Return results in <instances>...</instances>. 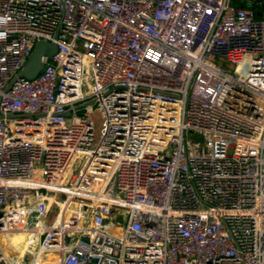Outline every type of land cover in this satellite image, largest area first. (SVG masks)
I'll return each instance as SVG.
<instances>
[{
  "label": "built area",
  "instance_id": "1",
  "mask_svg": "<svg viewBox=\"0 0 264 264\" xmlns=\"http://www.w3.org/2000/svg\"><path fill=\"white\" fill-rule=\"evenodd\" d=\"M235 1L0 0V264H264V1Z\"/></svg>",
  "mask_w": 264,
  "mask_h": 264
},
{
  "label": "water",
  "instance_id": "2",
  "mask_svg": "<svg viewBox=\"0 0 264 264\" xmlns=\"http://www.w3.org/2000/svg\"><path fill=\"white\" fill-rule=\"evenodd\" d=\"M56 51V47L52 43L39 42L34 51L32 52L30 58L28 59L26 65L20 72L19 76L27 79L34 78L41 68V58L46 55H52ZM69 113L66 112L65 115Z\"/></svg>",
  "mask_w": 264,
  "mask_h": 264
},
{
  "label": "rangeland",
  "instance_id": "3",
  "mask_svg": "<svg viewBox=\"0 0 264 264\" xmlns=\"http://www.w3.org/2000/svg\"><path fill=\"white\" fill-rule=\"evenodd\" d=\"M243 1L245 2V4H246L247 7H250V3L252 1H260V2H262L264 0H243ZM234 4H239V1L236 0L234 2ZM216 62L219 63V64H222L224 67L228 66V63H226V61L224 59H222V58H219L218 57L216 59ZM229 67H231V69L233 68L232 65H229ZM245 68L247 69V66H245ZM92 118L94 120L95 128L98 130L99 127H100L99 115L96 112H94L93 115H92ZM58 200H60V198H58ZM118 215L119 216H122V217L123 216L126 217V213L124 211H119ZM55 216H56V209L53 208V210L51 211L50 215L48 216V218L46 219V221L44 223L45 227H47V228L50 227V225L52 224ZM75 238H77V235L76 234L71 233V232H67L65 234L64 241H65L66 244H68V243H71ZM19 243H21V244L19 245ZM17 245L20 246L19 249H21L22 247H24V242L21 241V238L20 237L17 240Z\"/></svg>",
  "mask_w": 264,
  "mask_h": 264
},
{
  "label": "bare ground",
  "instance_id": "4",
  "mask_svg": "<svg viewBox=\"0 0 264 264\" xmlns=\"http://www.w3.org/2000/svg\"><path fill=\"white\" fill-rule=\"evenodd\" d=\"M18 238H19V237H16V238H14V239L12 240V242H13L14 244H16V245H17V240H18ZM23 251H24V247H22L21 249H19V254H22Z\"/></svg>",
  "mask_w": 264,
  "mask_h": 264
}]
</instances>
